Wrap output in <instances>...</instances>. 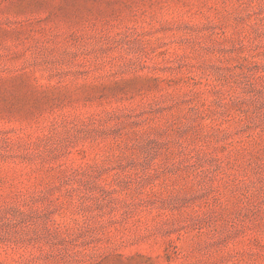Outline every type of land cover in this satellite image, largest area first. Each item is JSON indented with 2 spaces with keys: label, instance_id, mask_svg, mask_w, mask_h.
I'll return each mask as SVG.
<instances>
[{
  "label": "rangeland",
  "instance_id": "1",
  "mask_svg": "<svg viewBox=\"0 0 264 264\" xmlns=\"http://www.w3.org/2000/svg\"><path fill=\"white\" fill-rule=\"evenodd\" d=\"M0 264H264V0H0Z\"/></svg>",
  "mask_w": 264,
  "mask_h": 264
}]
</instances>
